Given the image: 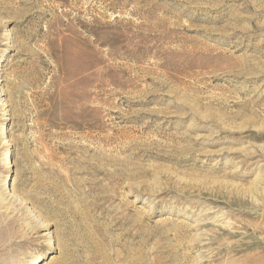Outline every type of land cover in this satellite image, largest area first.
I'll return each mask as SVG.
<instances>
[{
    "label": "rangeland",
    "instance_id": "rangeland-1",
    "mask_svg": "<svg viewBox=\"0 0 264 264\" xmlns=\"http://www.w3.org/2000/svg\"><path fill=\"white\" fill-rule=\"evenodd\" d=\"M0 77V262L264 243V0H0Z\"/></svg>",
    "mask_w": 264,
    "mask_h": 264
},
{
    "label": "bare ground",
    "instance_id": "bare-ground-1",
    "mask_svg": "<svg viewBox=\"0 0 264 264\" xmlns=\"http://www.w3.org/2000/svg\"><path fill=\"white\" fill-rule=\"evenodd\" d=\"M0 83L3 84L4 80H2V77H0ZM5 106V105H2ZM8 116H10V114L7 112L4 115V118H7ZM8 127L5 128V130L2 132V134H8ZM11 140L9 137H4L2 139V143L1 146L2 148H8V153L5 155L4 158V165L6 167L7 171L13 170L14 168V160H13V155L14 152L12 151L11 147ZM17 178L13 181L12 184H14L16 182ZM259 185L260 184H255V186L253 187L252 192L255 193H259L260 189H259ZM12 191V190H11ZM261 195H263L261 193ZM12 227H6V228H1L0 229V252L2 251V248L4 247V242H6V235L10 233ZM259 230L261 232H264V229L262 227H259ZM3 244V245H2ZM13 245H15L14 243H12L10 245V247H13ZM52 246H55L52 244ZM54 247H52L53 249ZM7 249V248H6ZM50 249V251H48V253H41L38 255V257H36V259L33 261L35 262V264H42L44 258H46L49 254H52L53 250ZM8 250V249H7ZM259 251V254L253 253V252H257ZM9 253V252H8ZM238 254H247L249 253V255L247 256L246 261L243 264H264V257H262L261 255L264 254V243L260 242L258 244H256L254 247H249V246H243L240 248V250L237 252ZM2 255V254H1ZM11 255H7L6 259L1 261L0 264H11L12 262V258H10ZM2 257V256H1ZM3 258V257H2ZM1 258V259H2Z\"/></svg>",
    "mask_w": 264,
    "mask_h": 264
}]
</instances>
